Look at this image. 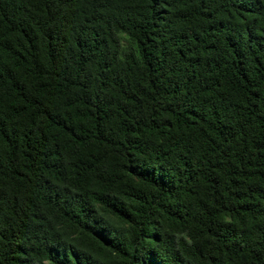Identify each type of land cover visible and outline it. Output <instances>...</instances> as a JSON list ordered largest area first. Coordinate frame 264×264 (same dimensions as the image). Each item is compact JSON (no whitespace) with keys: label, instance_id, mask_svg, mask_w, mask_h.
Listing matches in <instances>:
<instances>
[{"label":"trees","instance_id":"trees-1","mask_svg":"<svg viewBox=\"0 0 264 264\" xmlns=\"http://www.w3.org/2000/svg\"><path fill=\"white\" fill-rule=\"evenodd\" d=\"M0 264H264V0H0Z\"/></svg>","mask_w":264,"mask_h":264}]
</instances>
